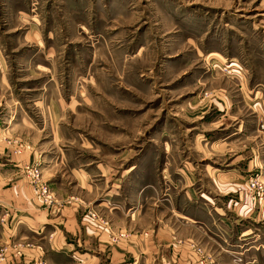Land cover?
I'll return each mask as SVG.
<instances>
[{"label":"rangeland","instance_id":"374dc122","mask_svg":"<svg viewBox=\"0 0 264 264\" xmlns=\"http://www.w3.org/2000/svg\"><path fill=\"white\" fill-rule=\"evenodd\" d=\"M3 149L39 168L46 192L23 167L46 209L78 203L80 217L97 214L110 246L132 232L97 201L113 190L122 206L156 198L157 224L177 229V248L153 232L158 248H120L116 257L106 248L100 264H264V248H246L264 245V220L246 221L251 239L227 241L217 218L202 215V230L170 221L186 183L205 212L232 209V224L248 212L246 199L264 215L250 187L264 182V0H0ZM226 180L228 196L217 186ZM21 243L1 248L21 257Z\"/></svg>","mask_w":264,"mask_h":264},{"label":"crops","instance_id":"0c3cea01","mask_svg":"<svg viewBox=\"0 0 264 264\" xmlns=\"http://www.w3.org/2000/svg\"><path fill=\"white\" fill-rule=\"evenodd\" d=\"M3 155L8 156L4 161H2ZM27 160L25 156L8 154L6 149L0 151V249H2L1 247L4 244L8 245L16 242H22L21 244H23V247H21L23 256H16L14 253L15 246H9L6 260H0V264H40L39 262L46 259V254L47 260L49 262L52 261V264H74L76 258H81L83 264H100L101 260L100 262L97 260L101 256H98L97 252L103 253L106 248H114L110 252L111 257H116L117 255L125 256L124 251L120 248H135L134 252L138 251V248H148L149 250L158 248L153 232L166 239V246H169L167 248H174L177 245L173 241V234H177V229L174 230L167 224L164 226L157 224L160 218H157L155 213L157 208L155 206L156 203L153 201H156V198L148 195L151 191L150 186L142 188L141 193L148 195L143 206H131V204L122 206L119 203L121 201L120 192L114 190L107 192V197L100 198L99 203L97 201V204H100L98 207L116 228L128 229L132 232L131 238L127 242L110 246L107 244L109 242H104L108 232L103 230V225L89 214L83 217L78 215V203L77 206H68L65 203L62 208L58 207L57 211L53 209L57 213H51L44 207L41 198L35 194L33 195L29 181L24 175L23 167L25 164L27 165ZM221 177L233 178L231 176ZM226 181L228 182L225 185L220 181L217 183L219 188L224 187L222 188L224 196L231 194V191H227L228 188H231V185L228 186L231 181ZM104 184L106 185L105 192L108 189V181L104 182ZM177 185L175 184L174 187ZM188 186L190 185L186 183V185L181 187V189H187L184 192L185 199L184 201L180 200V207H175V212L173 211L174 208L171 209V222H181L182 226L189 225L202 230L207 229L204 216L207 217L208 221L214 218L218 219L222 232L220 237L225 241L233 236L235 240L237 238L246 240L257 235L250 225H246V221L250 220L249 224L254 221H263V209L255 212L254 208L250 206L251 202L246 199L249 206L248 212H245L246 214L243 216V209L242 215H239L240 217L235 215L236 218H233L234 224H232L231 218L233 216L227 213V211L231 212L232 209L226 211L219 209L217 211L214 208L205 212L207 208L205 203L199 202L201 201L200 197L191 196L188 198L192 190ZM38 192L36 193L40 195ZM231 199L233 198H214L216 201H230ZM202 200L204 199L202 198ZM234 203L237 204V201H234ZM190 204L194 206L193 210L189 207ZM58 211L60 212L58 213ZM164 212H167V209ZM123 214L126 221L121 219ZM224 222L225 225H228L226 229L222 228ZM243 225L245 229L241 228ZM231 226H236V228L232 229ZM211 229H215V226L210 225L209 230ZM142 230L145 233L148 232V234L146 236L142 235ZM94 234H100L101 238L98 239ZM258 236L260 237V234ZM26 243L32 244V247H28ZM235 246V243L230 244L229 248H236ZM246 248H264V245H251ZM96 258L97 260L95 261L94 259ZM131 264H139V261L135 260Z\"/></svg>","mask_w":264,"mask_h":264},{"label":"built area","instance_id":"2783aa9c","mask_svg":"<svg viewBox=\"0 0 264 264\" xmlns=\"http://www.w3.org/2000/svg\"><path fill=\"white\" fill-rule=\"evenodd\" d=\"M231 65L232 64L223 67L224 71H227L228 73L235 71V69L233 67H231ZM17 152L21 153L22 150L18 149ZM26 169H27V172L32 177V183H34L35 187L39 191L42 190V192H46L47 188L40 184L41 172H40L39 168H37L36 166H32L31 164H27ZM250 187H251V192L256 193V195L259 197L260 201H264V182L259 181V180H252ZM253 198H255V196ZM91 216L97 218V214H95V213H91ZM18 248H21V244L18 245ZM4 251H7V248L2 249V254H4Z\"/></svg>","mask_w":264,"mask_h":264},{"label":"bare ground","instance_id":"6f19581e","mask_svg":"<svg viewBox=\"0 0 264 264\" xmlns=\"http://www.w3.org/2000/svg\"><path fill=\"white\" fill-rule=\"evenodd\" d=\"M235 65H236V64L233 63V64L231 65V67H233V66H235Z\"/></svg>","mask_w":264,"mask_h":264}]
</instances>
